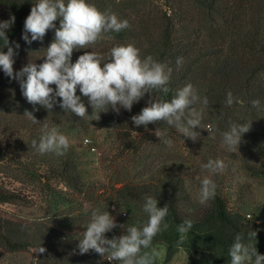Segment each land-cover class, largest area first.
<instances>
[{
	"label": "trees",
	"instance_id": "16d2710c",
	"mask_svg": "<svg viewBox=\"0 0 264 264\" xmlns=\"http://www.w3.org/2000/svg\"><path fill=\"white\" fill-rule=\"evenodd\" d=\"M35 2L0 0V21L15 17L14 24L6 32L9 46L14 50V73L28 62L42 63L45 49L54 38V30H49L42 42L28 44L22 38L25 19ZM89 2L102 12L108 11L127 19L130 28L105 34L103 39L89 45V49H74L73 63L86 51H94L106 61L113 46L132 43L141 50L142 56L151 55L172 68L168 94L154 92V98L170 100L178 89L191 83L197 94L201 98L207 97L209 103L207 106L192 105L201 112V128L194 129L200 136L194 142L164 122L149 124L147 128L133 124L131 117L147 106L150 94L146 93L134 103L131 111L121 108L117 113L110 109L100 113L99 120H95L98 114L81 119L71 112H64L59 105L48 112L39 105L28 103L19 82L0 68V108L14 110L21 105L23 114L25 110L38 116L51 114L55 120L63 119L79 130L90 131L101 125L112 129L124 141V151H128L141 167L134 175L115 171L119 178L117 182L100 193V187L84 181L78 155L65 152L59 155V164L51 167L49 175L44 177L45 183L48 185L53 178L60 179L73 196L79 195L84 202L90 203L92 209L108 211L111 215L114 205L122 206L127 211L119 215L117 224H124V228L141 227L147 221V215L142 211L145 196L156 198L158 207L168 204L169 213L165 218L168 228L157 234L153 242L165 243L170 252L184 246L189 254L187 264H230L229 249L234 236L237 233L246 236L249 231H257L256 248L264 255V231L258 228L257 218H247L230 210L219 191H215L214 198L206 205L196 203L191 192L193 185L200 187L197 177L204 178L203 172L207 171L201 165L209 159L223 160L226 165L222 173L215 174L216 177L224 172H234L236 162L242 163L251 176L264 177V0H165L161 4L156 0ZM56 25L59 27V21ZM7 50L0 39V51L6 53ZM178 57L183 60L179 67L176 64ZM229 91L239 103L226 104ZM76 94L81 96L91 115L88 98L80 93L79 87ZM257 99L259 108L251 103ZM210 122L217 130L214 133L217 141L209 146L199 139L208 136L204 128ZM233 122H251L250 130L243 135L237 150L250 152L252 159L240 157L236 151L230 152L222 146L220 133ZM157 128L162 133L160 139L155 135ZM176 136L183 140L191 155L182 154V148L178 147L180 143L175 142ZM165 139L173 140L177 147L170 148L163 142ZM155 145L163 147V152L157 153L162 155L157 159L161 160L157 167L152 166L154 162H148L149 155L154 156L155 150L160 148ZM3 159L5 154L0 146V160ZM27 200L25 195L5 188L0 181V204H28ZM81 215L68 212L47 219L24 220L0 211V247L9 252H31L32 264H112L94 250L80 253L78 244L89 223L90 211H83ZM185 220H191L193 227L183 244H178L180 234L177 227ZM117 228L123 234V229ZM41 247L45 249L43 253L39 252Z\"/></svg>",
	"mask_w": 264,
	"mask_h": 264
},
{
	"label": "clouds",
	"instance_id": "9594fccd",
	"mask_svg": "<svg viewBox=\"0 0 264 264\" xmlns=\"http://www.w3.org/2000/svg\"><path fill=\"white\" fill-rule=\"evenodd\" d=\"M56 21H59V27ZM14 22V16L0 21V39L8 48L6 53L0 51V68L8 77L19 82L22 95L28 103L39 105L48 112L59 105L64 112H71L81 119L98 114L95 120H99L100 113L110 109L117 113L121 108L131 111L133 104L139 102L147 93L150 94L147 106L131 117L136 127L147 128L149 124L164 122L183 137L194 142L199 138L200 133L194 129L201 128V112L192 105L207 106V97L201 98L189 83L178 89L170 100L154 98V92L164 95L169 92L172 68L167 63L159 62L151 55L142 56L141 50L132 43L113 46L106 61L96 52L86 51L75 63L72 62L74 49H89V45L103 39L105 34L119 33L130 28L127 19H121L108 11L102 12L89 0H36L25 19L22 38L28 44L42 42L49 30H54V38L45 49L42 63L28 62L15 73L14 50L9 46L6 34ZM182 62V58L178 57L177 67ZM78 87L80 93L88 98L92 108L91 115L81 101V96L76 94ZM234 102L240 101L229 91L226 104L232 106ZM251 103L253 107H260L258 99ZM23 116L33 123H40L30 111L25 110ZM250 127L251 122L230 123L228 129L220 133L222 146L235 152ZM204 129L210 135L217 131L212 125ZM42 131L39 142L35 139L32 141V147L39 154L54 153L59 156L70 147L69 138L56 127L49 128L44 124ZM155 135L160 139V128L156 129ZM163 142L169 147L173 144L171 139ZM201 167L210 174L203 179L197 177L200 181L198 202L206 205L214 198L216 190L210 176L223 172L226 165L223 160L209 159ZM84 211H90V220L83 231L82 239L79 240L81 254L94 250L116 264H155L159 252L152 247V242L157 234L168 228L165 222L169 213L168 204L158 207L156 198L145 196L142 211L147 215V221L141 227L124 228V224L118 225L108 211L92 209L89 204L84 205ZM117 227L123 229V234L107 238L105 234ZM192 227L191 220H185L178 225V244H183ZM256 244L257 231H249L246 236L244 233H237L229 249L230 264H264V255L258 253ZM44 251L42 247L39 250L41 253Z\"/></svg>",
	"mask_w": 264,
	"mask_h": 264
},
{
	"label": "rangeland",
	"instance_id": "374dc122",
	"mask_svg": "<svg viewBox=\"0 0 264 264\" xmlns=\"http://www.w3.org/2000/svg\"><path fill=\"white\" fill-rule=\"evenodd\" d=\"M156 1L161 4L165 0ZM20 106L14 107V110L0 108V146L5 154V159L0 160V181L5 188L25 195L29 203L0 204V211L6 215L29 220L47 219L56 216V214L74 212L82 217L84 205H90L89 202H84L79 195L73 196V192L69 191L66 184L60 179L53 178L48 185L45 183L44 177L49 175L50 168L59 164L57 160L59 156L54 153L42 155L32 147L34 139L39 142L44 124H47L49 128L56 127L60 133L69 138L70 147L66 153L74 152L78 155L84 181L88 185L100 187V193H104L106 188L117 182L116 180L119 178L115 176V171L121 172L122 175L128 172L134 175L140 171L141 167L138 166L137 161H133V157L128 151H124V141L114 130L102 125L94 126L90 131L79 130L75 125L73 126L63 119L55 120L51 114L38 116L34 113L35 119L40 123H33L23 116ZM209 125L213 126L211 122ZM207 133V137H202L199 140H203V144L214 145L217 141L215 135H210L209 131ZM177 137L175 142L180 143L178 147L182 148V154L191 155L190 149H185L183 140L179 137L177 139ZM174 146L177 147V144H173L170 148ZM93 147L96 148L95 151L92 149ZM158 147L160 146L157 145L156 148ZM162 148L156 149L154 156L149 155L148 162L150 164L154 162L152 164L154 167H157V163L161 161L157 159L162 155L157 153L158 151L163 152ZM236 153L240 157L252 159L248 151L236 150ZM224 173L218 177L215 174L210 176L216 183L215 191L222 193L230 210L240 212L247 218H257L258 228L264 231V177L251 176L239 162H236L234 172ZM203 175L205 177L210 174L204 171ZM216 178L217 181H215ZM199 189L200 187L197 185H193L191 188L193 196L196 197V203H199ZM67 198L69 199L68 203ZM70 201H75V203L71 204ZM112 210L114 211L112 216L116 222L120 220L119 215L123 211H127L118 204L114 205ZM114 232L115 229L105 235L111 239ZM119 234L121 233L118 229L114 236H119ZM152 247L159 252L155 264L188 263L189 254L184 246H178L172 252L163 242H152ZM32 261L31 252H9L0 247V264H32ZM108 262L116 264V262Z\"/></svg>",
	"mask_w": 264,
	"mask_h": 264
},
{
	"label": "built area",
	"instance_id": "2783aa9c",
	"mask_svg": "<svg viewBox=\"0 0 264 264\" xmlns=\"http://www.w3.org/2000/svg\"><path fill=\"white\" fill-rule=\"evenodd\" d=\"M86 142H89V140H86ZM92 149H93L94 151L96 150V148H95V147H93Z\"/></svg>",
	"mask_w": 264,
	"mask_h": 264
}]
</instances>
